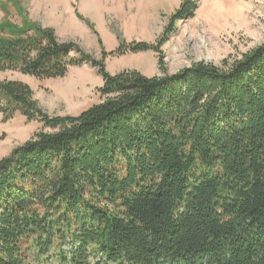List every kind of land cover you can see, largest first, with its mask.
I'll return each instance as SVG.
<instances>
[{
  "label": "trees",
  "instance_id": "obj_1",
  "mask_svg": "<svg viewBox=\"0 0 264 264\" xmlns=\"http://www.w3.org/2000/svg\"><path fill=\"white\" fill-rule=\"evenodd\" d=\"M12 3L21 22H0V72L88 66L102 86L80 114L50 116L28 85L0 80L2 121L41 125L0 159V264H264V42L168 74L161 47L199 0H180L155 42L99 60ZM142 52L161 75L106 72V57Z\"/></svg>",
  "mask_w": 264,
  "mask_h": 264
},
{
  "label": "rangeland",
  "instance_id": "obj_2",
  "mask_svg": "<svg viewBox=\"0 0 264 264\" xmlns=\"http://www.w3.org/2000/svg\"><path fill=\"white\" fill-rule=\"evenodd\" d=\"M12 2L28 20L52 28L60 41H73L99 60L101 50L109 53L121 42H155L180 0H167L164 10L157 12L153 24L145 28L123 24L138 15L139 4L134 6L136 9L122 12L129 17L124 19L105 11L103 0H86V5L93 10L92 15L79 12V0H0V22L9 20L20 24L21 18ZM263 42L264 0H199L194 17L179 22L161 50L166 72L175 74L198 61L220 65L223 59L240 58ZM104 64L110 75L124 70H135L145 77L161 75L156 54L152 52L106 57ZM0 80L21 81L28 85L38 106L50 116H76L101 101L96 90L102 86V79L88 66L73 67L62 79L37 80L8 71L0 72ZM40 127L37 122H27L20 114L6 122L0 115V159Z\"/></svg>",
  "mask_w": 264,
  "mask_h": 264
},
{
  "label": "crops",
  "instance_id": "obj_3",
  "mask_svg": "<svg viewBox=\"0 0 264 264\" xmlns=\"http://www.w3.org/2000/svg\"><path fill=\"white\" fill-rule=\"evenodd\" d=\"M103 2L106 4V6L104 4L103 5L107 8L105 11H110L109 14L114 13V16L124 19L129 17L127 14H122V12H124L126 9H136L134 6L139 4V7H137L138 15H134L135 17L133 20H127L123 24L126 23L129 25H136L141 28L151 26L153 24L151 22L154 20L155 14H157V12L160 10H164L165 6L167 5V0H103ZM78 9L81 14H93V10L89 9V6L86 5V0H79Z\"/></svg>",
  "mask_w": 264,
  "mask_h": 264
}]
</instances>
